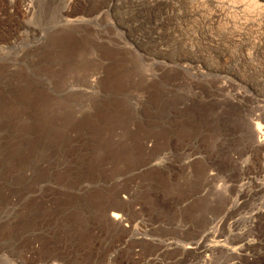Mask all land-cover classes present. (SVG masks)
Here are the masks:
<instances>
[{
  "label": "rangeland",
  "instance_id": "rangeland-1",
  "mask_svg": "<svg viewBox=\"0 0 264 264\" xmlns=\"http://www.w3.org/2000/svg\"><path fill=\"white\" fill-rule=\"evenodd\" d=\"M165 1L0 0V264H264V85L139 41Z\"/></svg>",
  "mask_w": 264,
  "mask_h": 264
},
{
  "label": "bare ground",
  "instance_id": "bare-ground-1",
  "mask_svg": "<svg viewBox=\"0 0 264 264\" xmlns=\"http://www.w3.org/2000/svg\"><path fill=\"white\" fill-rule=\"evenodd\" d=\"M188 1L196 8L189 12L186 9L184 12L182 3L185 2L186 4ZM206 4H216L219 7L223 5L226 11L216 12L215 17H206L203 14L205 9L203 6ZM199 6L203 9L200 10L199 8L197 10ZM142 9L136 10L138 16L134 19L130 18V22L127 16L128 26L132 30L137 31V39L139 41L147 38L158 42L163 41L164 38L171 40L172 51L180 50V53L185 54L186 60H191L190 62L188 61V64L193 63L194 67L198 66V70L203 69L215 72L214 69L212 70L214 62L222 61L228 63L224 72L230 78L226 77L224 84H220L222 85L221 89L225 90V92L226 90L229 91V89L232 90L236 83H239L252 90V95L249 97L251 102L254 99L253 95L259 93V88L260 92H263V90L261 91V86L264 85V68L258 66L257 61L261 60V58L264 60V0H171V2L165 1L161 6H151L150 9ZM221 9L224 8L221 6ZM123 20L126 19L124 18ZM194 23L196 29L194 28L195 31L191 33L190 31L193 30L192 26L195 27ZM186 60L184 59V61ZM212 65L213 67L211 68ZM237 100L240 101V98ZM229 102L233 103V101ZM240 102L238 103L241 105ZM251 136L256 145L264 144V126L255 124L251 131ZM245 197V194H241L234 208H237ZM258 218L257 214L248 218L250 227L257 224ZM110 219L117 223L118 226L126 224V220L117 213H112ZM244 236L245 234H240V238H238L241 239ZM240 243H244V241H240L238 244ZM245 247L246 244L239 248L227 249L225 254L227 253L229 257L240 256L239 254L243 253ZM197 250L202 257L196 264H211L212 258L210 256L218 251L213 247L201 244L198 245ZM231 264H234V262Z\"/></svg>",
  "mask_w": 264,
  "mask_h": 264
}]
</instances>
